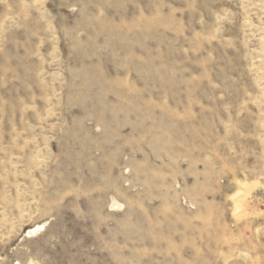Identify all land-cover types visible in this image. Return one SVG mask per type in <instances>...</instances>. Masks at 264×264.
<instances>
[{
  "label": "rangeland",
  "instance_id": "obj_1",
  "mask_svg": "<svg viewBox=\"0 0 264 264\" xmlns=\"http://www.w3.org/2000/svg\"><path fill=\"white\" fill-rule=\"evenodd\" d=\"M0 264H264V0H0Z\"/></svg>",
  "mask_w": 264,
  "mask_h": 264
}]
</instances>
